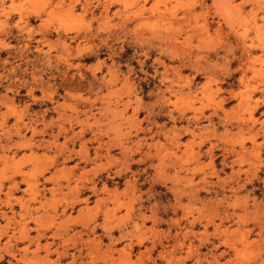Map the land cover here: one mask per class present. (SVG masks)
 <instances>
[{
    "label": "rangeland",
    "instance_id": "rangeland-1",
    "mask_svg": "<svg viewBox=\"0 0 264 264\" xmlns=\"http://www.w3.org/2000/svg\"><path fill=\"white\" fill-rule=\"evenodd\" d=\"M53 2L0 0V264H264L259 4Z\"/></svg>",
    "mask_w": 264,
    "mask_h": 264
},
{
    "label": "snow or ice",
    "instance_id": "snow-or-ice-1",
    "mask_svg": "<svg viewBox=\"0 0 264 264\" xmlns=\"http://www.w3.org/2000/svg\"><path fill=\"white\" fill-rule=\"evenodd\" d=\"M253 5H255L256 3L259 4V9L261 11V18L264 19V0H252ZM29 3H31L33 6L37 7V11L31 13L33 15H36L40 18H44L42 13L48 11L49 9L52 8H61L63 7V4H55L53 2V0H25V3L21 5V7H28ZM6 7H10V8H15L16 5H5ZM189 7L195 8L197 7V4L195 2V0H189ZM201 6H215V5H210L208 4V0H202V4ZM74 7L78 8L79 5H75ZM233 7L236 8L237 13L240 16H244L245 14H247L248 12V8L249 5L246 4L244 2V0H241L240 3L238 4H233ZM69 21H71V23H69ZM83 23V17H77L75 14H72L71 16H68L67 14L64 15H60V16H54L51 17L47 20L48 23V30H55L56 32H60V31H65V32H71L74 31L75 29L72 27V24L75 23ZM19 23V21L17 22ZM11 26L10 25V21L9 24H4L3 22H0V31H4L7 27ZM43 27V26H42ZM261 31H259L257 33L256 37H252L253 39L259 38L262 42H264V25H261ZM251 30L250 29H246L244 33H242V35H244L245 37L250 35ZM5 48H7L9 45L8 44H4L3 45ZM249 47H252L251 45H249ZM262 53H264V48H262ZM222 242H223V237L221 238ZM250 241V238H246L243 235L240 236V238L236 241V243L234 245H232V253H229L230 255H232L233 253L236 255H242V248H246L247 247V243ZM224 247L228 248L229 245L227 243H224ZM220 264H222V262H220ZM237 264H239V262H237Z\"/></svg>",
    "mask_w": 264,
    "mask_h": 264
},
{
    "label": "bare ground",
    "instance_id": "bare-ground-1",
    "mask_svg": "<svg viewBox=\"0 0 264 264\" xmlns=\"http://www.w3.org/2000/svg\"><path fill=\"white\" fill-rule=\"evenodd\" d=\"M62 10V9H61ZM100 11V10H99ZM13 183H14V181H13ZM15 184H17V183H15ZM30 184V183H29ZM31 185V184H30ZM25 186H28V184L27 185H25ZM7 188H8V186H7ZM29 188V187H28ZM9 189V188H8ZM10 190V189H9ZM7 197V196H6ZM65 206V205H64ZM61 211H62V209H61ZM3 212V211H2ZM88 212V211H87ZM86 212V213H87ZM80 213V212H79ZM54 235H56L55 233L53 234V236ZM52 236V235H51ZM74 236V235H73ZM73 236H71L72 238H73ZM3 246H5V245H3ZM64 248V247H63ZM73 254V253H72ZM72 258V257H71Z\"/></svg>",
    "mask_w": 264,
    "mask_h": 264
}]
</instances>
